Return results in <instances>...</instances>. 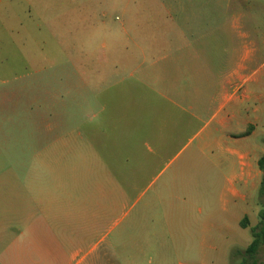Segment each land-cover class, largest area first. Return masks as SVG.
Masks as SVG:
<instances>
[{
	"label": "rangeland",
	"instance_id": "obj_1",
	"mask_svg": "<svg viewBox=\"0 0 264 264\" xmlns=\"http://www.w3.org/2000/svg\"><path fill=\"white\" fill-rule=\"evenodd\" d=\"M230 68L225 131L252 126L246 147L205 126ZM263 68L264 0H0V217L17 229L33 205L62 243L93 200L102 225L82 248L102 264H264V247L244 257L260 187L239 182L264 149ZM166 96L200 102L166 109L174 137L152 123ZM156 132L169 143L155 158Z\"/></svg>",
	"mask_w": 264,
	"mask_h": 264
},
{
	"label": "crops",
	"instance_id": "obj_2",
	"mask_svg": "<svg viewBox=\"0 0 264 264\" xmlns=\"http://www.w3.org/2000/svg\"><path fill=\"white\" fill-rule=\"evenodd\" d=\"M244 48L246 54H237L236 57H239V59L244 62L242 66L241 63H239V73L248 74L247 59L249 60V54H247V46ZM262 48L263 46L261 49ZM261 49L259 48L258 51ZM261 69L262 67L254 71L255 75H259V73H261ZM231 70L232 68H230L223 78L219 80L222 81L221 86L223 93L218 94V98L220 99L217 103L218 109H216L213 115H211L205 126L216 123L218 127L221 129L223 128V133L221 135L223 140L227 139L230 144L233 143L238 146L244 144V147H246L250 146L249 143L254 137L255 132H251L248 135L246 134L244 138H235L231 135L232 131H225L228 126L232 125L233 120L231 117L233 115V104L231 99H226L227 91L231 87ZM257 81H259L261 83L260 85L264 87V77L261 79L257 78ZM218 87L219 84H217V88ZM173 88H180V86H174ZM175 91L179 92L178 94L184 95L183 93H180L184 92V90L177 89ZM160 92L168 95L165 91ZM161 98L164 99L166 104L163 107H156L158 110L161 109L158 112L162 115L158 112L153 114L152 123L157 132H165V129L170 132L171 137H174L178 134L180 126H177L178 121L173 122L175 123L176 128L169 125V117L167 114L168 108L178 109L179 107L184 106L199 107L200 102L198 100H193L191 103H184V99L182 97L176 98V100L171 99L170 96ZM198 98H200V91L198 92ZM256 99L264 100V96H257ZM172 112L178 111L173 110ZM192 119L200 120L198 116H195ZM192 119L189 121H192ZM170 128L172 130H170ZM157 132V138L159 139L158 142L154 143V147L149 146V153L155 158L159 156L160 152L165 147L166 142L169 143L167 138L168 133L159 134ZM198 134H200V132ZM142 154V164H146V156H148V154ZM263 154V147L252 146L247 161L242 162V166L246 174L244 178H240L239 182L241 188L246 192L254 191L256 188L261 186V174L256 168L259 166V160ZM245 158L246 157L244 155L240 156L241 160H244ZM144 168L145 167H143V170ZM88 202H90L91 205H86L83 209L84 211L80 212L76 218H74L72 222L65 227L66 230L69 227L70 231L66 234V236L64 231L62 243H57L54 227H49L48 217L41 220L38 213L34 211L35 207L33 205L28 209L18 207L19 210L14 213L16 215L14 218L16 222L19 223V228L17 229L12 226V221L6 214H9L8 210L6 213L4 212L3 218L0 217V264H102L103 262L101 256L96 255L93 257L96 245H92L85 253L82 248V246L87 244V240L91 239L94 233L98 231V228L101 227L102 217L104 215L102 205L98 208V206H93V200ZM247 212L245 214H247ZM38 221H42V226L39 225ZM241 222L242 221H240V225ZM242 228L244 227L242 226Z\"/></svg>",
	"mask_w": 264,
	"mask_h": 264
},
{
	"label": "trees",
	"instance_id": "obj_3",
	"mask_svg": "<svg viewBox=\"0 0 264 264\" xmlns=\"http://www.w3.org/2000/svg\"><path fill=\"white\" fill-rule=\"evenodd\" d=\"M252 126H249V129L247 130V135L250 134ZM259 167L261 171L264 173V155L259 160ZM259 196L262 199V208L259 212L260 216V222L258 226L253 227L251 229V234L253 237L252 242L245 250V261L252 260L255 258V255L259 252L261 248L264 247V177L259 189ZM246 221L247 218L245 217L243 221L241 222V225L246 228ZM239 254V252H237Z\"/></svg>",
	"mask_w": 264,
	"mask_h": 264
}]
</instances>
